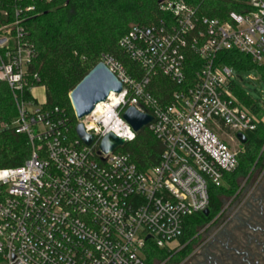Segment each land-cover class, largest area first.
<instances>
[{
    "label": "built area",
    "instance_id": "obj_1",
    "mask_svg": "<svg viewBox=\"0 0 264 264\" xmlns=\"http://www.w3.org/2000/svg\"><path fill=\"white\" fill-rule=\"evenodd\" d=\"M218 1L236 6L225 20L203 14L201 5L164 0L161 21L130 26L119 44L141 75L104 57L123 90L82 119L74 111L95 137L91 145L76 128L73 134L67 109L34 99L39 76L30 66L37 53L24 19L0 27V82L11 88L18 108L12 127L31 147L24 164L0 169V264H146L149 241L169 251L184 247L172 244L183 235L186 218L209 208L210 187L225 185L239 167L242 150L230 141L240 142L237 133L264 123V110L255 112L235 95L242 79L236 70L217 62L218 53L236 50L264 67V0ZM32 10L20 8L17 16ZM191 53L203 60L193 80L186 73ZM159 74L178 86L171 102L150 92ZM132 106L154 117L147 127L162 151L150 167L123 150L138 135L124 118ZM221 124L230 141L216 132ZM109 133L125 144L104 152L101 142Z\"/></svg>",
    "mask_w": 264,
    "mask_h": 264
},
{
    "label": "trees",
    "instance_id": "obj_2",
    "mask_svg": "<svg viewBox=\"0 0 264 264\" xmlns=\"http://www.w3.org/2000/svg\"><path fill=\"white\" fill-rule=\"evenodd\" d=\"M160 0H0V27L24 19L27 40L36 50L30 71L39 76V85L46 90L47 108L67 109L72 120V132L78 124L70 102V93L87 73L106 56L121 61L128 72L139 77L140 67L120 46L121 38L132 24L158 23L167 16L162 11ZM201 5V12L212 18L226 19V13L236 9L233 3L218 0H183ZM33 6L34 10L17 16V10ZM217 62L233 67L237 71H256L264 79V67L258 66L249 55L236 50L222 51ZM188 79H194L203 60L191 53L187 60ZM152 95L162 103L171 102V94L178 86L162 74L154 76L149 87ZM233 91L239 100L255 112L260 111L255 102L239 84ZM25 94L30 96L26 88ZM18 116V108L11 88L0 82V169L18 167L31 155L26 134L17 133L12 127ZM221 124L216 132H224ZM248 141L239 154L238 169L226 176L221 187H210V215L203 212L186 218L184 233L179 242L181 250H167L148 242L146 264H181L193 251L200 230L217 217L226 199L236 195L240 181L247 177L259 160L264 147V123L256 131L247 133ZM124 151L142 166L157 163L162 145L148 127L138 133L136 139L127 143Z\"/></svg>",
    "mask_w": 264,
    "mask_h": 264
},
{
    "label": "flooded vegetation",
    "instance_id": "obj_3",
    "mask_svg": "<svg viewBox=\"0 0 264 264\" xmlns=\"http://www.w3.org/2000/svg\"><path fill=\"white\" fill-rule=\"evenodd\" d=\"M235 144L244 150L247 142ZM192 247L181 264H264V147L252 172L240 181L231 204Z\"/></svg>",
    "mask_w": 264,
    "mask_h": 264
},
{
    "label": "water",
    "instance_id": "obj_4",
    "mask_svg": "<svg viewBox=\"0 0 264 264\" xmlns=\"http://www.w3.org/2000/svg\"><path fill=\"white\" fill-rule=\"evenodd\" d=\"M164 0H160L162 4ZM123 90V83L117 75L108 67L104 61L96 64L85 77L77 84L70 93V101L78 119L90 115L101 102L108 99L110 94L120 93ZM125 120L130 124L136 133H140L154 119L148 112H141L136 107H129L124 113ZM76 132L87 145H91L94 136L85 131L83 123H78ZM239 141L243 144L247 142V137L243 133H237ZM125 140L109 133L101 142V149L104 152L114 151L117 147L123 146ZM206 216L210 215V209L203 212Z\"/></svg>",
    "mask_w": 264,
    "mask_h": 264
},
{
    "label": "rangeland",
    "instance_id": "obj_5",
    "mask_svg": "<svg viewBox=\"0 0 264 264\" xmlns=\"http://www.w3.org/2000/svg\"><path fill=\"white\" fill-rule=\"evenodd\" d=\"M235 72L240 78H242V79H239L238 84L255 102L259 104L260 109L263 111L264 110V79L256 71H237L236 70ZM250 76L255 77L257 80L250 79ZM31 92H32L34 99L39 104L46 103L47 96H46L45 87L43 85H36L34 88H32ZM220 136L221 138L230 141V139L227 136L223 134H221ZM230 143L233 147L238 148L234 142L230 141ZM231 202H232V197L226 199L223 209L224 208L226 209L231 204ZM206 226H208V224L205 225V227ZM178 243L180 244V242H175L172 244V246H177ZM160 264H165V263L163 262Z\"/></svg>",
    "mask_w": 264,
    "mask_h": 264
}]
</instances>
